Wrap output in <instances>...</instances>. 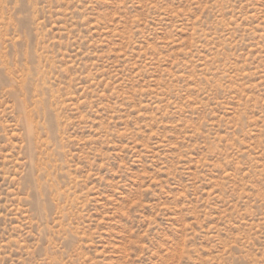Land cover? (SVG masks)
<instances>
[{
  "label": "rangeland",
  "instance_id": "1",
  "mask_svg": "<svg viewBox=\"0 0 264 264\" xmlns=\"http://www.w3.org/2000/svg\"><path fill=\"white\" fill-rule=\"evenodd\" d=\"M0 264H264V0H0Z\"/></svg>",
  "mask_w": 264,
  "mask_h": 264
}]
</instances>
